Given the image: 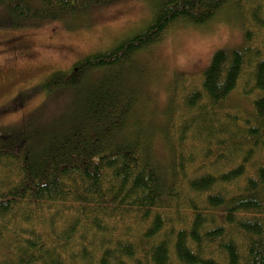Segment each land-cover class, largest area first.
Wrapping results in <instances>:
<instances>
[{"label":"trees","instance_id":"obj_1","mask_svg":"<svg viewBox=\"0 0 264 264\" xmlns=\"http://www.w3.org/2000/svg\"><path fill=\"white\" fill-rule=\"evenodd\" d=\"M116 1L0 0V29ZM147 1L139 32L51 72L35 89L44 108L0 131V239L14 255L0 264H264V0ZM226 10L244 44L217 49L187 93L179 79L181 104L153 126L139 111L138 56L173 26L205 27ZM241 89L255 95L250 114L225 107Z\"/></svg>","mask_w":264,"mask_h":264},{"label":"rangeland","instance_id":"obj_2","mask_svg":"<svg viewBox=\"0 0 264 264\" xmlns=\"http://www.w3.org/2000/svg\"><path fill=\"white\" fill-rule=\"evenodd\" d=\"M152 11L147 0H120L62 23L0 29V131L44 108L46 95L35 89L51 72L69 71L80 58L107 51L128 39L150 21ZM231 13H220L205 27L173 26L160 44L138 56L136 62L144 72L139 111L150 114L153 126L166 125L174 99L181 104L175 92L179 79L187 93L200 82V74L217 49H235L244 44V26ZM244 90L229 97L225 104L229 112L252 113L255 95H247ZM61 100L48 103L49 112L59 110ZM20 102L23 106L16 107ZM152 148L162 163L170 160L169 146L161 136H156ZM6 242L0 239V256L3 260L13 259Z\"/></svg>","mask_w":264,"mask_h":264}]
</instances>
